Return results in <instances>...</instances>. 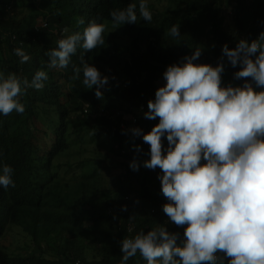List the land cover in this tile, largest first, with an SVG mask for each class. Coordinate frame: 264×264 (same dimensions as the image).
<instances>
[{"label":"trees","instance_id":"1","mask_svg":"<svg viewBox=\"0 0 264 264\" xmlns=\"http://www.w3.org/2000/svg\"><path fill=\"white\" fill-rule=\"evenodd\" d=\"M17 1L0 0V70L29 80L43 70L49 79L42 90L28 89L20 97L23 114H0V167L7 164L13 169L15 185L0 186V264H121L125 237L167 223L162 210L167 200L158 179L161 171L143 166L150 159V146L127 131L139 127L146 133L159 122L141 117V109L147 111L148 101L162 86L157 70L164 73L167 66L193 54L197 47L202 54L196 63L216 66L224 44L235 48L240 39L252 41L264 32V0H167L163 11L148 4L152 21L142 20L138 13L137 23L122 25V36L105 29V44L84 53L102 76L110 78L102 89L103 99L95 96V88L83 86L82 74L81 79H72V67L80 65L82 48L72 56L66 74L49 66L46 53L57 46L65 28L69 33L83 32L92 19L119 27L111 11L125 9L132 2L138 7L139 0H42L40 5L37 0H22L27 1L24 6ZM81 19L83 25L78 24ZM174 24L179 25V38L168 35ZM17 48L24 50L29 61L20 63ZM238 70L239 66L233 68L225 58V86L244 83L234 79ZM42 103L52 116L42 109ZM84 134L92 142H111L110 152L90 166L83 178L59 180L53 173L55 162L71 148L73 136ZM134 144L142 151H135ZM134 158L141 164L138 171L129 166ZM119 159L125 160L120 178L125 192L108 198L102 170L115 168ZM125 205L128 210L122 211ZM9 226L30 237L32 251L25 255L7 252L1 241ZM167 227L180 233L179 243L184 228L170 223ZM89 244L96 251L91 257L87 256ZM218 255L228 264L222 253ZM127 264L146 261L137 254Z\"/></svg>","mask_w":264,"mask_h":264},{"label":"clouds","instance_id":"2","mask_svg":"<svg viewBox=\"0 0 264 264\" xmlns=\"http://www.w3.org/2000/svg\"><path fill=\"white\" fill-rule=\"evenodd\" d=\"M17 4L24 6L27 1ZM138 13L142 20L152 21L147 0H139L138 7L132 2L125 9H113L110 16L114 25H125L137 23ZM105 29L97 19L83 32L69 33L65 28L57 46L46 53L49 66L66 74L72 56L82 48L72 79L79 80L82 74L83 86L95 88L98 99L104 98L102 89L110 78L102 76L84 53L105 44ZM168 35L179 38V25H172ZM15 54L21 64L30 59L21 48ZM201 54L197 47L167 66L160 78L162 86L148 101L147 111L140 113L144 121L159 119L151 131L127 130L133 139L142 137L150 146V159L143 166L161 171L158 179L167 200L162 206L167 223L125 237L121 264L137 254L146 264H223L220 253L228 264H264V91L256 90L264 88V32L252 41L240 39L235 48L224 44L216 66L196 63ZM225 58L233 68L239 66L234 79L244 83L223 84ZM48 79L43 70L31 80L0 70V114H23L20 97L28 89L42 90ZM133 146L142 151L140 145ZM129 166L138 171L141 164L134 158ZM12 171L7 164L0 167L4 189L15 186ZM121 210L127 211V206ZM169 223L184 228L179 243L180 233L170 231Z\"/></svg>","mask_w":264,"mask_h":264},{"label":"rangeland","instance_id":"3","mask_svg":"<svg viewBox=\"0 0 264 264\" xmlns=\"http://www.w3.org/2000/svg\"><path fill=\"white\" fill-rule=\"evenodd\" d=\"M41 2L42 0L36 1L38 5H40ZM147 3H153L159 11L165 10L168 6L167 0H147ZM106 31L122 36L123 26L119 25V27H113L111 25H106ZM123 40L124 39L118 41L121 43ZM126 41L128 42V40ZM54 70L56 73H59L61 69ZM157 73L158 76L163 79V72L157 70ZM41 106L47 114L53 115L50 111L46 110V106L43 103ZM47 125L48 123L44 125V127ZM47 130L49 134L52 132L51 129ZM70 144L71 148L63 154L60 160L55 162V167L53 169L55 176L64 182L75 181L83 178L84 175L86 176L90 170V166L95 165L98 160H102L106 156V152H110L108 148L111 146V142L106 145L99 144L95 141L92 142L90 136L87 134L83 136H73ZM88 160L93 162H89ZM124 161L125 160L119 159V164H114L115 168L107 167L102 170L103 178H105L103 189L108 198H114L125 192L120 183V178H122L123 173H125L123 169L124 166H122ZM1 245L11 255H25L32 251L30 237L15 226L8 227L4 239L1 241ZM94 252H96L95 247L89 244L87 247V256L91 257Z\"/></svg>","mask_w":264,"mask_h":264},{"label":"built area","instance_id":"4","mask_svg":"<svg viewBox=\"0 0 264 264\" xmlns=\"http://www.w3.org/2000/svg\"><path fill=\"white\" fill-rule=\"evenodd\" d=\"M135 116L134 117L133 116L131 117V120L133 121V124H136V122H137V118H136L137 116L136 117ZM182 240H183V236H182Z\"/></svg>","mask_w":264,"mask_h":264}]
</instances>
